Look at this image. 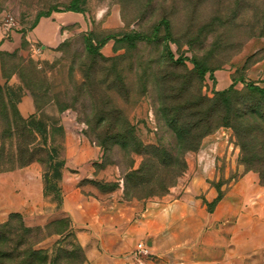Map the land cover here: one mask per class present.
Here are the masks:
<instances>
[{"label": "rangeland", "instance_id": "rangeland-1", "mask_svg": "<svg viewBox=\"0 0 264 264\" xmlns=\"http://www.w3.org/2000/svg\"><path fill=\"white\" fill-rule=\"evenodd\" d=\"M72 1L0 0V45L12 43L11 30L22 33L19 49L0 50V95L6 98L8 88V95L19 100L11 105L5 100L4 105L0 96V264H83V251L68 230L70 219L59 214L33 225V210L26 214L14 204L23 190L24 208H30L37 186L34 170L40 171L43 194L51 193L44 190L48 179L58 186L70 138L100 150L89 170L91 174L95 169L96 175L79 182L81 192L104 197L122 191L123 200V171L139 167L143 148L170 146L172 155L176 151L172 128L163 126L170 97L184 103L199 91L212 98L218 92L216 71L230 73L225 90L244 92L246 85H264L262 75L252 72L264 59V0H77L80 13L68 11ZM47 12L79 17L65 28L68 33L54 50L26 38L37 15ZM9 23L14 25L7 30ZM125 34L143 39L130 45L122 40ZM89 36L94 43L108 39L99 50L105 60L87 53ZM168 53L182 64L173 65ZM196 64L205 71L201 78ZM212 136L220 137L219 150L202 172L197 153ZM201 143L185 157L196 154L202 175L209 178L232 165L235 170L226 183L250 174L264 187L257 173L242 163L232 129L220 127ZM27 167L31 172L19 174ZM68 171L72 176L74 170ZM144 259L145 264H167L151 255ZM259 261L264 264V257Z\"/></svg>", "mask_w": 264, "mask_h": 264}, {"label": "crops", "instance_id": "crops-1", "mask_svg": "<svg viewBox=\"0 0 264 264\" xmlns=\"http://www.w3.org/2000/svg\"><path fill=\"white\" fill-rule=\"evenodd\" d=\"M78 18L62 13L42 17L26 38L54 50L63 42V34L68 33L65 28L79 22ZM10 38L12 43H1V51L20 48L22 33L11 32ZM253 71L264 79V59L253 66ZM213 76L215 91H223L231 83L230 73L216 71ZM65 146L63 166L67 174L63 173L58 183L60 207L52 196L43 194L38 170H34L37 186L30 208H24L27 200L23 190L16 194L14 204L26 214L33 210V225L59 214L70 219L68 230L83 251V264H133L130 253L140 242L148 246L151 256L167 264H263L259 259L264 257V187L254 175L239 174L237 180L226 183L235 170L226 165L207 178L196 169L193 153L185 157V174L159 200L123 201L122 191L104 197L89 196L81 192L79 182L94 179L96 171L90 174V165L98 160L100 150L71 138ZM68 169L74 170L72 176ZM22 172H31V168L19 174ZM218 181L225 182L220 187L222 198L209 212L205 202L211 203L217 197L213 183ZM252 198L254 202L249 203Z\"/></svg>", "mask_w": 264, "mask_h": 264}, {"label": "trees", "instance_id": "trees-1", "mask_svg": "<svg viewBox=\"0 0 264 264\" xmlns=\"http://www.w3.org/2000/svg\"><path fill=\"white\" fill-rule=\"evenodd\" d=\"M76 4L77 0H73L68 11L80 13ZM50 15L48 12L38 14L31 29L36 26L40 18ZM163 25L168 30V22L163 21ZM154 32L156 31L154 30ZM139 39H143L139 34L122 36V40L130 45ZM107 41L108 39H103L94 43L92 37L89 36L85 39V49L89 55L105 60L99 50ZM168 57L173 65L182 64V60H173L171 53H168ZM195 69H197L199 78L205 74V71L197 64ZM169 82L174 85L175 81L171 79ZM174 86L172 89L176 90L177 86ZM185 87L186 85L179 87V92ZM246 87L244 92L236 91L233 87L218 91L212 98L204 97L199 91H196L184 103H176L178 100L176 95L170 97L168 100L171 103L164 105L166 119L163 126L168 125L172 128L176 139L174 145L176 151L174 150L175 153L172 155L170 146L157 145L143 148L144 151L138 153L143 157L139 167L123 171V201L159 198L167 195L186 171L185 155L198 150L201 140L220 127L232 129L237 141L236 145L242 154V163L257 173L260 183L264 186V87H259L256 84H249ZM6 91V98L0 95L2 103L4 105L6 102L8 105L17 104L19 100L8 95L10 89L6 88ZM122 136L120 135L121 138H124ZM62 164L60 163V165ZM60 176L57 173L56 180H59ZM221 185V182L213 185L217 191V197L211 203L205 204L209 212L222 198ZM46 188L51 193L44 192L45 196L52 195L53 200L58 204L62 202L61 191L53 181L48 179L45 182V191H47Z\"/></svg>", "mask_w": 264, "mask_h": 264}, {"label": "built area", "instance_id": "built-area-1", "mask_svg": "<svg viewBox=\"0 0 264 264\" xmlns=\"http://www.w3.org/2000/svg\"><path fill=\"white\" fill-rule=\"evenodd\" d=\"M13 25H14L13 23H9L8 25H6L7 30H10ZM215 136H212V138ZM210 140L206 142L207 144L205 146L202 145L197 153L198 162H199L200 169L202 172H205L206 170H208V168L210 167L211 163L214 160L215 154L219 150L218 146L221 140L220 137L213 138L211 141ZM149 255H150L149 248L146 246L144 242H140L135 246V248L130 253V258L133 264H145L144 257H147Z\"/></svg>", "mask_w": 264, "mask_h": 264}]
</instances>
